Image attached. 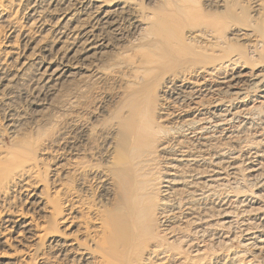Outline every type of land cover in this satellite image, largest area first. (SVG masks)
<instances>
[{"label": "bare ground", "instance_id": "1", "mask_svg": "<svg viewBox=\"0 0 264 264\" xmlns=\"http://www.w3.org/2000/svg\"><path fill=\"white\" fill-rule=\"evenodd\" d=\"M222 1L19 0L21 23L9 13L13 0H0V24L9 27L0 40V264H232L210 252L231 240L232 225L264 259V66L237 68L239 55L197 64L238 70L220 77L234 100L215 101L209 112L222 120L257 112L260 130L249 140L229 132L228 144L183 143L180 133L195 134L205 118L163 126L142 100L162 75L163 93L195 99L189 109L200 115V85L185 71L163 74L166 66L192 60L187 42L215 44L226 30L264 39L247 22L227 23L212 7ZM229 3L228 11L243 7ZM90 77L123 82L114 110L103 100L90 109L88 95L63 105L64 120L44 122L57 92ZM243 181L253 189L240 188Z\"/></svg>", "mask_w": 264, "mask_h": 264}, {"label": "rangeland", "instance_id": "2", "mask_svg": "<svg viewBox=\"0 0 264 264\" xmlns=\"http://www.w3.org/2000/svg\"><path fill=\"white\" fill-rule=\"evenodd\" d=\"M229 1L230 0H223L222 2H219V3H213L212 7L214 10L216 9L217 11H219L223 15L228 14L227 17L225 16V20L227 23H230L231 26L232 25L236 26L239 23H246L247 22L251 25L250 28L248 29L249 31L250 30H257V32H259L264 38V9L263 10L261 8L257 9L255 6V4L257 2L264 4V0H241V4L243 3V7H241V8H240V6L237 7L236 8L237 11H235V12L233 11L232 8L230 11H228L229 8H227V6L230 5ZM17 4H19V0H13L12 4L9 5L10 6V12L9 13L13 12V15L16 14L14 16L15 17L17 16L19 20L21 19L20 22L23 23L25 20V16H26V12H25L26 7L23 5L19 6ZM221 6H225V7H221ZM240 11H244L245 13H241ZM255 13H256V16H253ZM257 15H258V17H257ZM23 17H24V19L22 21ZM7 29L9 30V27L7 26L6 23L0 24V30L4 32V33H2L0 31L1 32L0 33V37H1L0 40H3L4 38H6L7 35L5 33L8 32V31H6ZM3 34H4V36H3ZM233 34H235V33H233L232 30H226L225 36L221 41H218L215 44H213V42L207 41L208 44L205 46L201 45L200 43L196 44L195 42H192V41L187 42V45L189 43V46L191 47L190 48L192 50V51L190 50L191 53H194V54H191L192 57L190 56V58L192 60L188 61V62L182 61V62H179L177 64L176 63L175 64L169 63V65L167 64L168 66H166L167 68H165L163 70L164 73L162 72L163 74H165L168 72H172L173 70H177V69L179 71H185V73L187 72L186 74H189L194 79L193 81L196 82V84L198 86L200 85V89L198 90L199 98L196 99V101H199V103L201 104V105L198 104V106L200 108L203 107L202 108L203 109L202 114L199 115L197 112H193V110L191 111L189 109L191 106L195 105V103H194L195 99L188 97L187 98L188 100L185 99L182 101L179 98L177 99L176 96H174L171 93H170V95H169V93L164 94L162 91L163 88L161 86L162 85V78H161L162 75H159L158 76L159 78L157 77V79L152 81L147 86V88L145 89V92L142 94V100L144 99L143 101L148 105L151 104V107H150L151 112H152L151 116H154V117L156 116V118L158 117V119H156V118L155 119L160 125L170 126V124H176L177 121H179L183 118L184 119L205 118V120H204L205 124L203 123V125H202L201 123L203 121H201L200 124L198 123V125L196 126V128H195L196 133L195 134L180 133L181 135H179L180 137L178 139L181 140L183 143L190 144L193 146H197V144H198L197 140L199 139V137H207V138L209 137V140H213L214 142L217 140L218 144L223 145V144H228L229 142H231L230 138L227 139L226 135L224 136L223 134H227V133L229 134V132H231L233 135L235 134V136H237L236 138L240 137L238 139L246 140L248 137L247 140H249L255 136V133L257 130H260V128H259L260 126H258V123H257L259 121V116L257 115V112L252 113L250 115L251 118H249V119L244 118V120H243V117L239 118L238 116H235L231 119L228 118L227 120H222V119L216 117L215 115H212L211 114L212 112H209L210 111L209 109L211 108V106L214 104L215 101L230 100V99H231V101L234 100L233 98H234L235 94L234 93L232 94V93H229L226 91L225 86H223L224 84H222L220 81V77L222 76L221 74H223V75L227 74V76H229L230 74H233L234 72L237 73L236 71H238V70L228 71L226 73V71H227V68H226V69H223L222 71H220L218 73H216V72L211 73L209 71H200L199 68L197 67V64H201L202 62L203 63L210 62L212 65L215 66L221 60H223L225 58L232 57L233 55H239L240 60H238V62L235 65L237 68L238 67L239 68H251L254 65L262 66V67L264 66V39L261 40L262 42L261 41L259 42L257 39H255V37H252L249 35H244V33L242 34V36H235ZM7 39L8 38H6V40ZM4 42H5V40H4ZM123 44H124V47L122 49L127 50L129 48V42L126 41ZM0 56H1V53H0ZM198 58H200V59H198ZM200 60H202V61L200 62ZM193 69H197L198 71H196V72L191 71ZM194 77L197 79V81H195L196 79ZM235 79H232V82L237 83L238 79L237 78H235ZM122 83L120 81H118V82L111 81L109 83H103L100 80H97V79L94 80L92 77H90V78H88V80L86 82H82L80 84V88L79 87L77 89L75 88L76 90L74 88H72L71 89L72 91L70 89H68V90L65 89L66 91H62V90H64V89H62L61 91L57 92V94L50 101V105H48V107L43 111V115H45L44 122L48 123V119H50V117H53L55 119L52 118L53 120H49V122L64 120L66 118L67 111L63 110V105L67 104L69 106L68 103L75 104V101L77 102L80 99H83L88 95L91 96L90 101H89L91 103L90 109L98 111L99 110V104L102 103V100H103L107 104V108L110 111H112L116 108L117 103L122 99L123 95H122L121 90H120V86ZM28 88H29V86H28ZM202 88H203V90H202ZM220 88H222V89L220 90ZM252 88H251L252 92L254 91L255 94L259 93L257 87L256 88L252 87ZM103 91L108 92V93L106 94V96H104L102 98L103 93L101 94V92H103ZM31 92H32V94L35 92L38 93L37 91H34V90ZM89 92L91 94H89ZM205 92H206V94H205ZM171 98L173 99V101ZM248 102H250V100H248ZM256 102L257 101H254L255 104H258ZM252 103L253 102H251L249 104L252 105ZM19 105H21L20 107L22 109L25 108V105H23V103H21ZM250 105H248V106H250ZM162 106L164 108V112H168V113L173 112L175 117L170 118L167 115H164L163 110H161ZM105 116H107V115H105ZM212 118H213V120H212ZM151 120H152V117H151ZM44 122H42L41 124L44 125ZM166 122H168V123H166ZM173 122H175V123H173ZM223 122H224V124H223ZM203 126L205 127L204 128L205 131L201 130V127H203ZM206 129H209V130H206ZM219 136H222L224 139L222 137L220 138ZM192 138L193 139L195 138V139L193 140ZM210 138H212V139H210ZM230 181H232V180H230ZM231 183H227V185L231 186L230 185ZM222 187H225V186L223 185ZM239 187L240 188L245 187V189L248 190V189H253L254 185H250L249 182H244L242 185H239ZM240 188L233 189V191H230L232 189H229L228 187H226V190L229 189L228 191H230V193L234 192L235 194H237L238 192H241L240 190H242V189H240ZM236 227H237V225H232V227L230 229L229 228L226 229L227 233L228 234L230 233L229 235L234 234L230 237L231 240L229 242L225 241V243L215 246L216 247V249H215V247L211 244L212 241H210L208 246L209 247L213 246V248H212L213 250H211L210 252H212L216 257H219V258L221 257V260L227 261V262L230 261V262H232V264H235V263L236 264H247L249 261L248 259H253V258L255 259L256 263L258 262V264H259V262H260V264H264V259H259V258L253 257L251 250L248 247H245L243 245V242H241V241H242V237L244 236V232L242 230H240V228H238V227L236 228ZM233 228H234V230H233ZM219 248L222 250H220ZM2 249L5 253L9 252V249H7V248H2ZM221 251L223 253H221ZM222 258H224V259H222ZM210 264H214V262H211Z\"/></svg>", "mask_w": 264, "mask_h": 264}]
</instances>
